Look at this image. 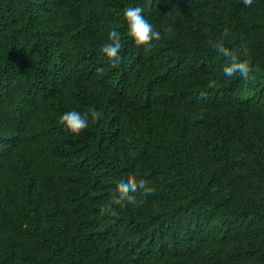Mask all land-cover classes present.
I'll use <instances>...</instances> for the list:
<instances>
[{
  "label": "trees",
  "instance_id": "16d2710c",
  "mask_svg": "<svg viewBox=\"0 0 264 264\" xmlns=\"http://www.w3.org/2000/svg\"><path fill=\"white\" fill-rule=\"evenodd\" d=\"M144 2L0 0V264H264V0Z\"/></svg>",
  "mask_w": 264,
  "mask_h": 264
},
{
  "label": "clouds",
  "instance_id": "9594fccd",
  "mask_svg": "<svg viewBox=\"0 0 264 264\" xmlns=\"http://www.w3.org/2000/svg\"><path fill=\"white\" fill-rule=\"evenodd\" d=\"M251 0H243L248 4ZM122 16L126 20L127 30L130 35L140 37H150L154 32L159 33L163 29L161 23L157 22L153 12L145 5L144 0H135L134 6H128L123 9ZM111 42L105 43L101 47V52L107 57L114 58L118 55L119 38L118 34L110 33ZM216 50L227 58L228 62L222 67L221 71L224 76H231L234 72L239 73L241 77H247L249 73V65L246 60H237L234 53L228 49L221 47V43L215 44ZM96 118L97 112L93 109L81 113L75 109L67 110L58 117L59 121L69 133H79L81 129L88 126V117ZM119 185L126 190L125 194L121 190L115 191L114 195L110 194L105 203L113 201V197H120L127 204L136 203V193L142 188L144 193L151 192V188L144 186L143 180H138L132 174L121 173L119 176Z\"/></svg>",
  "mask_w": 264,
  "mask_h": 264
}]
</instances>
